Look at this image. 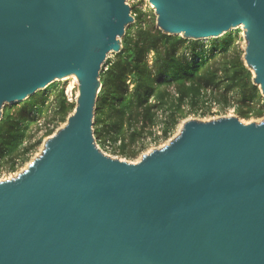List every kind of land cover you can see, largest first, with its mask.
<instances>
[{
	"label": "water",
	"instance_id": "1",
	"mask_svg": "<svg viewBox=\"0 0 264 264\" xmlns=\"http://www.w3.org/2000/svg\"><path fill=\"white\" fill-rule=\"evenodd\" d=\"M163 33L241 28L264 97V0H148ZM133 22L125 0H0V118L54 81L75 107L0 180V264H264V118L187 119L136 162L93 135L100 70Z\"/></svg>",
	"mask_w": 264,
	"mask_h": 264
},
{
	"label": "trees",
	"instance_id": "2",
	"mask_svg": "<svg viewBox=\"0 0 264 264\" xmlns=\"http://www.w3.org/2000/svg\"><path fill=\"white\" fill-rule=\"evenodd\" d=\"M134 20L122 48L100 70L101 88L93 118L95 141L134 158L149 144L168 139L188 114L234 109L240 118L264 116V97L242 58L241 29L217 38L193 40L163 33L152 8L131 5ZM75 107L60 81L28 98L6 104L0 118V174L15 172L67 120ZM162 125V135L155 127ZM45 127L42 135L41 129Z\"/></svg>",
	"mask_w": 264,
	"mask_h": 264
},
{
	"label": "rangeland",
	"instance_id": "3",
	"mask_svg": "<svg viewBox=\"0 0 264 264\" xmlns=\"http://www.w3.org/2000/svg\"><path fill=\"white\" fill-rule=\"evenodd\" d=\"M239 29H241V28H239ZM241 30H242V29H241ZM241 36H242V38H241V40L239 41V44H240V47H241L242 49H244V47H245V40H244V37H243V30L241 31ZM203 40L206 41L207 39H203ZM107 59H113V52H111V53H109V54L107 55L106 60H107ZM106 60H105V61H106ZM60 82L63 83V84L65 85V93H66V95L68 96V98H69L70 100L75 99V98H76V94H77V81H76L75 77L70 76V77H68V78H66V79H64V80H61ZM211 111H212V113H211L210 115H206V116H204V117L199 116V115H197V114H192V113H191V114H188L187 117H186L185 119H182V120L178 123V125L176 126L174 132L172 133V135H171L168 139H166V140H164V141H160V142L157 143L156 145H155L152 141L150 142V141L148 140L149 144L147 145V147H146L143 151H141L139 155H137V156L134 157V158H126V157H123V156H121V155H115L114 153H112V152H108V151H106V153H108V154L111 155V156H116L117 158H119V159H121V160H125V161H128V162H136V161H138V160L140 159V157H141L142 154L147 153L148 151H150L151 149H153V148H155V147H159V146L161 147L162 145L166 144V143L169 141V139H171L172 137H174V136L179 132V130H180V128H181L183 122H184L185 120H187V119L209 120V119L218 118V117H221V116H237L242 122H244V123H248V122H252V121H259V120H261V119L264 118V116H263V117H260V118L251 117V118H249V119L240 118V117L236 114L235 110L232 109V108H230V109H226V110H223V109H219L218 107H213ZM65 122H66V121H65ZM65 122H64V123H65ZM64 123H60V125H58V126L56 127L55 131H56L58 128H60ZM44 131H45V127H43V128L41 129V131L39 132V135H42ZM55 131H54V132H55ZM47 137H48V136H46V137L43 138V142L39 145V147L36 149V151H34V152L31 154V156H30V158L28 159V161H26L25 163H23V164L18 168V170L15 171V172H11V173H9V172L3 171V172L0 174V180L7 179V178H9V177L11 178V177H13L14 175H16L17 173H19L20 171H22L23 169H25V168L27 167L28 163H29L30 161H32V160H33V159H34V158H35V157L41 152V150L43 149V146H44V141L47 139ZM99 147H100V146H99ZM100 148H101V147H100ZM101 149H102V148H101ZM103 150H104V149H103ZM104 151H105V150H104Z\"/></svg>",
	"mask_w": 264,
	"mask_h": 264
},
{
	"label": "built area",
	"instance_id": "4",
	"mask_svg": "<svg viewBox=\"0 0 264 264\" xmlns=\"http://www.w3.org/2000/svg\"><path fill=\"white\" fill-rule=\"evenodd\" d=\"M128 4H129V6H130V8H131V5L132 4H136L137 5V7H139V8H142L143 10H146V9H149V8H152L153 9V7H152V5L150 4V2L148 1V0H125ZM154 10V9H153ZM131 14H132V16H133V20H134V14L132 13V11H131ZM215 107V106H214ZM155 133L157 134V135H162V125L161 124H159V125H157L156 127H155ZM148 140L151 142V140H150V138H148ZM160 141H164V140H160ZM159 141V142H160ZM152 142L156 145L157 143H155L153 140H152ZM158 142V143H159ZM97 143V146L99 147L100 145H99V143L98 142H96ZM101 147V146H100ZM99 147V148H100ZM112 147H113V144H112V142H110V141H106L105 142V144H104V147H101L100 149L101 150H103L105 153H106V151H108V152H111V149H112ZM106 154H108V153H106Z\"/></svg>",
	"mask_w": 264,
	"mask_h": 264
},
{
	"label": "bare ground",
	"instance_id": "5",
	"mask_svg": "<svg viewBox=\"0 0 264 264\" xmlns=\"http://www.w3.org/2000/svg\"><path fill=\"white\" fill-rule=\"evenodd\" d=\"M181 127H182V126H181ZM14 176H15V175H14ZM14 176H13V177H14ZM9 178H10V177H9Z\"/></svg>",
	"mask_w": 264,
	"mask_h": 264
}]
</instances>
